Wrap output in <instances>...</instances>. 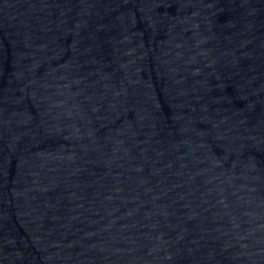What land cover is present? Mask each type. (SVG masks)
Listing matches in <instances>:
<instances>
[{
  "label": "water",
  "instance_id": "95a60500",
  "mask_svg": "<svg viewBox=\"0 0 264 264\" xmlns=\"http://www.w3.org/2000/svg\"><path fill=\"white\" fill-rule=\"evenodd\" d=\"M0 264H264V0H0Z\"/></svg>",
  "mask_w": 264,
  "mask_h": 264
}]
</instances>
